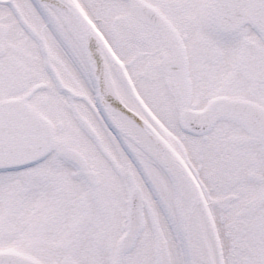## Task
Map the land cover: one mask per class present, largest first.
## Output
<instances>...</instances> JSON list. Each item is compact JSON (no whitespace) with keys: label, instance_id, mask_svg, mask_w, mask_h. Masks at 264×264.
Returning <instances> with one entry per match:
<instances>
[{"label":"snow or ice","instance_id":"snow-or-ice-1","mask_svg":"<svg viewBox=\"0 0 264 264\" xmlns=\"http://www.w3.org/2000/svg\"><path fill=\"white\" fill-rule=\"evenodd\" d=\"M0 264H264V0H0Z\"/></svg>","mask_w":264,"mask_h":264}]
</instances>
